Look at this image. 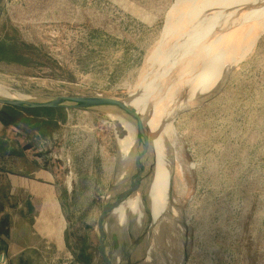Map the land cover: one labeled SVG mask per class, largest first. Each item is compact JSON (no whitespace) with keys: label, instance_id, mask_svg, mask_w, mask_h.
<instances>
[{"label":"rangeland","instance_id":"1","mask_svg":"<svg viewBox=\"0 0 264 264\" xmlns=\"http://www.w3.org/2000/svg\"><path fill=\"white\" fill-rule=\"evenodd\" d=\"M0 38L15 39L24 53L22 63L0 57V84L12 92L134 102V92L144 90L135 96L137 111L140 104L147 116L170 108L164 123L179 138L185 168L170 155L168 195L178 199L181 223L166 210L157 222L135 224L132 235L128 212L137 199L127 198L114 213L117 264H264V0H6ZM40 116L58 122L53 158L67 194L61 222L51 220L61 236L50 260L33 264H105L104 203L136 170V126L130 122L135 143L127 156L108 111ZM164 123L156 125L157 138ZM150 226L151 248L143 243Z\"/></svg>","mask_w":264,"mask_h":264},{"label":"crops","instance_id":"2","mask_svg":"<svg viewBox=\"0 0 264 264\" xmlns=\"http://www.w3.org/2000/svg\"><path fill=\"white\" fill-rule=\"evenodd\" d=\"M11 106L0 104V264H33L50 260L61 236L51 222L58 226L66 212V185L53 158L60 129L56 120L41 129L25 112L14 117Z\"/></svg>","mask_w":264,"mask_h":264},{"label":"water","instance_id":"3","mask_svg":"<svg viewBox=\"0 0 264 264\" xmlns=\"http://www.w3.org/2000/svg\"><path fill=\"white\" fill-rule=\"evenodd\" d=\"M6 0H0V19L2 17ZM130 101V100H129ZM129 101H125L113 96L107 95H70L61 94L45 98L32 97L28 95H0V104H9L23 108H64V109H94L105 110L113 115H118L132 122L136 128L137 153L135 157L136 170L132 176L131 183L127 187L121 188L119 192L112 197L106 199L104 203V211L101 218V233L103 242V257L105 264H115L112 255L113 243L118 245V238L114 230V224L117 218L114 215V208L121 205L127 197L134 192L135 187L140 183L141 171L144 167V156L146 149L150 151L149 133L145 130V126L141 122L138 111L132 107ZM201 99L197 100V103Z\"/></svg>","mask_w":264,"mask_h":264},{"label":"bare ground","instance_id":"4","mask_svg":"<svg viewBox=\"0 0 264 264\" xmlns=\"http://www.w3.org/2000/svg\"><path fill=\"white\" fill-rule=\"evenodd\" d=\"M261 3V2H260ZM223 17V16H222ZM208 22V21H207ZM209 32V31H208ZM211 32V31H210ZM202 42V41H201ZM203 43V42H202ZM4 83V82H3ZM140 86V85H139ZM199 86H201L202 87V85H199ZM209 87H211L210 86V84L209 85H204V87H203V89H202V91L200 90V88L198 89V91H200L199 93H206V91H207V89L209 88ZM173 88V87H172ZM139 89V88H138ZM142 90V89H141ZM171 91V90H170ZM133 94V93H132ZM143 94H145L144 93V90H143V93H141V92H139V91H136V93L134 92V96H133V98H134V102H136L135 101V99L136 98H139L140 97V95H143ZM175 94H176V92L173 94V96L174 97H172V100L173 99H175L176 98V96H175ZM0 95H8V96H12V95H17V96H24L25 94H20V93H15V92H12L10 89H8L6 86H4V85H2V84H0ZM195 95V94H194ZM193 95V96H194ZM135 96H136V98H135ZM165 96V95H164ZM170 95H168V97H169ZM195 97V96H194ZM170 98V97H169ZM127 100H129V99H127ZM136 100H138V99H136ZM166 100V99H165ZM141 100H139V101H137L138 103L140 102ZM193 101H194V99H193ZM133 101L131 102V101H129V103H130V105L132 106V107H136V103H134ZM141 103H144V102H141ZM186 104V103H185ZM160 106H162V105H160ZM144 108H145V106L144 107H142L141 106V104H140V108H139V111H138V113H139V115H141L142 113H143V111H144ZM151 109H153V107H150ZM167 109H170L169 107L168 108H163V106L162 107H159L158 106V108H155V109H153V113L151 114V115H146L145 114V112L143 113V116H144V118H142L141 119V122L143 123V125L145 126V130H147L148 131V129L150 130V129H152L151 130V132H153V133H149L150 135H152L153 134V138L155 137V139L153 140L154 142H153V144H152V146H151V148H150V150L151 151H148V147H147V149H146V156H144V167L143 168H141L142 169V171H141V179H140V183H142L143 185H144V187L147 185V181H145L147 178L146 177H148V175H149V172L151 171V175L153 176V174L154 173H159L160 171V167H161V160H163V156L164 157H168V156H170V155H172L173 156V158L175 159V161L178 163V161L180 162V164H181V166L183 167V168H185V165L183 164V160L181 159L182 157H180V153H181V146H180V142H179V138L173 133V130L172 129H169V128H167L168 126L164 123V121H166V119H164V117H163V114L167 111ZM148 110V109H147ZM163 112V113H162ZM167 113H168V111H167ZM146 115V117H145V115ZM154 115H158L159 116V118L157 119L156 117H154ZM165 115H167V114H165ZM114 116H115V119L118 121V124H119V130H120V141H121V144H122V149L124 150V147H125V150H124V152H125V154H127V156L129 155V154H131V150H132V147H133V144L135 143L134 142V140H135V137L133 136V135H135V132L133 133V132H131V123H130V121L129 120H126V119H124L123 117H121V116H118V115H115L114 114ZM151 116V117H150ZM162 116V117H161ZM152 118V119H151ZM148 119H151V122H147V120ZM154 122H153V121ZM160 123H164V126L163 127H165V133H160V136H161V138H157V132L155 131L157 128H156V125H158V124H160ZM162 127V128H163ZM135 131H137V128H135ZM157 135V136H156ZM159 136V137H160ZM153 138H151V139H153ZM160 139H162V141L160 140ZM159 140V142H156V141H158ZM123 143H124V146H123ZM136 147V146H135ZM154 151V152H153ZM137 152V151H136ZM166 155V156H165ZM131 156V155H130ZM162 156V157H161ZM130 158V157H129ZM134 158V157H133ZM153 158V159H152ZM155 158V159H154ZM125 159H127L126 158V156H125ZM167 159V158H166ZM123 160V159H122ZM157 160H159L158 162H157ZM132 161H134V160H132ZM156 161V162H155ZM163 163H164V161H162ZM166 162V161H165ZM124 163V162H123ZM162 163V164H163ZM167 163V162H166ZM133 164V163H132ZM134 164H135V162H134ZM124 166V165H123ZM177 166V165H176ZM163 167V166H162ZM135 169H136V167H134ZM164 168V167H163ZM162 169V168H161ZM164 169H166V168H164ZM176 170V169H175ZM161 171H163V170H161ZM178 171V175H180L181 177H179V178H177V180H178V182H177V185H176V187H177V192L178 193H180L181 195L184 193V191H185V186H186V183H185V178H184V175H183V173L185 172V169H182V172H180L179 170H177ZM187 171V170H186ZM173 173V172H172ZM130 174V173H129ZM133 174H134V171H133V173H132V175H130L131 177L133 176ZM160 174V173H159ZM157 175V174H156ZM129 176V177H130ZM130 177V178H131ZM150 177V176H149ZM148 177V178H149ZM152 178V177H151ZM158 178V177H157ZM156 179V178H155ZM149 180V179H148ZM151 180V179H150ZM169 180V179H168ZM129 182V180L127 181V183ZM147 182V183H146ZM153 182V181H152ZM131 183V182H130ZM160 183V182H159ZM155 184V183H154ZM128 185V184H127ZM150 185H151V183H150ZM150 185L148 186V188L150 187ZM140 188V187H139ZM141 188H142V186H141ZM147 188V187H146ZM150 189V188H149ZM142 190H144V189H142ZM153 191V190H152ZM164 191V190H163ZM142 192V191H141ZM177 193V194H178ZM140 194V193H139ZM139 194H138V196H139ZM165 194V193H164ZM167 194V193H166ZM136 195H137V193H136ZM135 195V196H136ZM141 195V194H140ZM160 195V194H159ZM133 196H134V193H133ZM137 196V198L139 199V197ZM142 196V195H141ZM140 196V197H141ZM164 196V195H163ZM111 197H112V195H111ZM164 200H165V198H164ZM133 201H134V199H133ZM175 201V200H174ZM136 202V201H135ZM156 202V201H155ZM177 202H178V199H177ZM128 205H130L129 203H127ZM127 205V206H128ZM181 206V205H180ZM129 207V206H128ZM150 208V207H149ZM129 209H130V207H129ZM175 209V208H174ZM176 210V209H175ZM115 211H116V207L114 208V213H115ZM143 212V211H142ZM132 213V212H131ZM115 215V214H114ZM173 238V237H172ZM179 243V242H178ZM148 244V243H147ZM174 245V244H173ZM144 247V246H143ZM120 254V253H119ZM116 255V257L118 256V254L116 253L115 254ZM121 256V255H120ZM181 256V255H180ZM118 260V257L114 260V262H115V264H117V261ZM122 261V260H121ZM135 262V261H134ZM166 262V261H165ZM120 263V262H119ZM123 263H124V261H123Z\"/></svg>","mask_w":264,"mask_h":264},{"label":"flooded vegetation","instance_id":"5","mask_svg":"<svg viewBox=\"0 0 264 264\" xmlns=\"http://www.w3.org/2000/svg\"><path fill=\"white\" fill-rule=\"evenodd\" d=\"M168 128L172 129L173 128L171 126H169ZM162 141V139H160ZM154 152V151H153ZM166 156V155H165ZM162 157V156H161ZM163 160H161V167H160V174L159 173H154L153 176L151 175V171L149 172V175L148 177H146L147 179L145 181H147V185L144 187L143 184H141L142 188L140 187L139 189L142 191L140 192V195L137 191L134 193V196L133 194L129 195L127 198L129 199H137L136 200V205L134 209H131L129 212H128V216H129V220H130V224L132 227H130V233L132 235H134L136 232H135V229H139V226L144 224V220L145 218H152L155 222H157L159 220V218L161 217V214H163V211L165 212L166 210H171L173 211L174 215H181L180 213V210H179V207H177L175 204L177 203V197L173 195V192L171 194V197L168 195V192L169 190L171 189L170 187V180L172 182V179L169 178L168 176V158L170 160H173L170 156L168 157H162ZM167 158V159H166ZM153 159V158H152ZM155 159V158H154ZM159 161V160H158ZM164 161V163L162 162ZM167 163H166V162ZM156 162V161H155ZM163 163V164H162ZM166 168V169H164ZM162 168V169H161ZM163 170V171H161ZM157 174V175H156ZM152 177V178H151ZM158 177V178H157ZM156 178V179H155ZM149 179V180H148ZM151 179V180H150ZM169 179V180H168ZM132 180V177L130 178L129 182H128V185L130 184ZM153 181V182H152ZM175 181V179H174ZM160 182V183H159ZM151 183V185H150ZM155 183V184H154ZM150 185V189L148 188V186ZM147 187V188H146ZM144 189V190H142ZM153 190V191H152ZM164 190V191H163ZM176 191H177V188H176ZM137 193V195H136ZM165 193V194H164ZM167 193V194H166ZM178 193V192H177ZM139 194V196H138ZM160 194V195H159ZM179 194V193H178ZM136 195V196H135ZM164 195V196H163ZM180 195V194H179ZM137 196L139 197V199L137 198ZM141 196V197H140ZM165 198V200H164ZM175 200V201H174ZM133 201V200H132ZM156 201V202H155ZM150 207V208H149ZM176 210H175V209ZM143 211V212H142ZM156 211V214H154V212ZM132 212V213H131ZM128 216L126 217L128 219ZM134 222H133V221ZM133 222V224H132ZM181 223V217L179 216V219H178V224ZM135 224H136V227H135ZM156 224V223H155ZM150 225V224H149ZM137 229V230H138ZM153 228L150 226L148 228V230L146 231V235H145V240H143V243L146 244L147 247H152V240H153ZM135 232V233H134ZM148 243V244H147ZM151 251V250H150ZM152 253V251H151ZM151 253L150 255L148 254L147 255V258L151 256ZM124 258H127V253L125 251L124 253ZM125 260V259H124ZM139 262V263H138ZM137 263L135 264H141L140 261H138ZM125 264H128L125 260ZM131 264V262L129 263Z\"/></svg>","mask_w":264,"mask_h":264},{"label":"trees","instance_id":"6","mask_svg":"<svg viewBox=\"0 0 264 264\" xmlns=\"http://www.w3.org/2000/svg\"><path fill=\"white\" fill-rule=\"evenodd\" d=\"M16 40L12 42H4L3 38H0V52L3 56H0L1 59L14 61L16 63H22L24 59V53L19 52L17 50ZM11 106V105H10ZM14 108V117L18 116V113L25 112L26 114L32 116V120L36 122V126L44 129L47 128L51 122H53L52 118L41 117L40 115H48L51 116L55 112H60L64 108H23L18 106H11Z\"/></svg>","mask_w":264,"mask_h":264}]
</instances>
